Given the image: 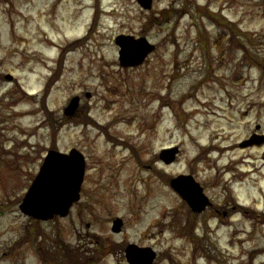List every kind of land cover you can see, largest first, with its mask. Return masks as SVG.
Segmentation results:
<instances>
[{"label": "rangeland", "instance_id": "rangeland-1", "mask_svg": "<svg viewBox=\"0 0 264 264\" xmlns=\"http://www.w3.org/2000/svg\"><path fill=\"white\" fill-rule=\"evenodd\" d=\"M198 6L233 23L245 47ZM120 34L157 49L123 69ZM75 95L83 123L64 118ZM257 123L264 131V0H154L150 11L137 0H0V264H56L39 255L45 237L33 242L19 210L51 147L77 148L87 163V208L38 227L74 247L65 264H128L115 245L130 242L156 249V264H264V147L230 149ZM172 146L180 154L166 165L159 154ZM219 146L217 158L209 151ZM193 171L221 207L246 213L187 227L189 208L168 181Z\"/></svg>", "mask_w": 264, "mask_h": 264}, {"label": "water", "instance_id": "water-1", "mask_svg": "<svg viewBox=\"0 0 264 264\" xmlns=\"http://www.w3.org/2000/svg\"><path fill=\"white\" fill-rule=\"evenodd\" d=\"M139 2L144 7L150 8L152 0H139ZM116 43L121 48L120 63L125 67L143 63L145 57L155 48L146 38L136 39L130 35L118 36ZM78 104L79 97L73 98L65 109V114L72 115ZM177 151V148L165 149L161 157L166 163H171ZM84 171L85 162L82 154L77 150H71L69 154L50 150L39 175L20 206L21 210L27 215L45 220L55 215H66L73 202L79 199ZM171 186L194 210L201 211L206 206L202 188L192 176H178L172 179ZM121 226L122 221L117 219L113 230L120 231ZM155 256L156 253L151 248H139L136 245L127 248L130 264H152Z\"/></svg>", "mask_w": 264, "mask_h": 264}, {"label": "flooded vegetation", "instance_id": "flooded-vegetation-1", "mask_svg": "<svg viewBox=\"0 0 264 264\" xmlns=\"http://www.w3.org/2000/svg\"><path fill=\"white\" fill-rule=\"evenodd\" d=\"M257 130H259L258 133L264 134V132L262 131V128L259 127V129H257ZM253 147H255V146H253ZM210 189L206 186V193L208 194V196L211 199L213 204L206 209V211H205L206 214L211 215L214 213L215 215H222L223 217H227L228 215H230V212L233 214V212L237 210V206H235V205H233L231 207V211H229V212L227 209H224V207H221V205L219 203H217L216 199L209 193ZM202 215L203 214H201V215L200 214H194V216L196 218L199 216H202Z\"/></svg>", "mask_w": 264, "mask_h": 264}, {"label": "trees", "instance_id": "trees-1", "mask_svg": "<svg viewBox=\"0 0 264 264\" xmlns=\"http://www.w3.org/2000/svg\"><path fill=\"white\" fill-rule=\"evenodd\" d=\"M48 90V89H47ZM47 117H48V119L50 120V125H51V127H52V129H54V127H55V119H54V116H53V114H51V113H47Z\"/></svg>", "mask_w": 264, "mask_h": 264}]
</instances>
